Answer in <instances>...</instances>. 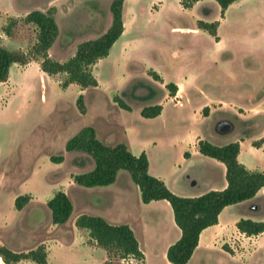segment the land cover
I'll return each instance as SVG.
<instances>
[{
  "label": "rangeland",
  "instance_id": "1",
  "mask_svg": "<svg viewBox=\"0 0 264 264\" xmlns=\"http://www.w3.org/2000/svg\"><path fill=\"white\" fill-rule=\"evenodd\" d=\"M112 1L0 0V45L29 53L37 31L35 25L24 21L26 15L33 10L54 8L59 35L49 56L64 63L75 54L80 43L96 39L109 29ZM11 19H16L17 25L12 35L7 36L2 29ZM201 20L219 21L218 42L198 27ZM123 21L126 25L123 37L113 45L110 55L92 66L98 88L82 89L74 84L63 93L61 82L67 75L50 76L36 66L17 72L19 75L13 73L14 90L0 83V241L7 239L12 249L25 251L57 234L66 239L71 232L70 221L48 233L46 211L51 213L40 203L25 207L28 216L18 215L15 198L19 195L32 192L43 200L52 189L63 188L76 203L73 218L82 209L88 214L98 213L101 199L109 204L104 209L110 210L111 202H106L111 197L110 189L94 187L85 192L77 189L80 187L73 176L90 171L95 161L85 152L66 151V143L81 128L92 126L103 143L114 146L129 139L132 150L138 153L158 128L144 121L141 110L159 102L165 104L170 114L184 112L173 128L177 137L192 128L204 132L215 127L226 129L236 141L243 138V159L249 166L264 171V148L252 146L254 140L259 143L264 137V0L237 1L223 17L214 0L199 1L190 9H184L179 0H125ZM154 71L167 82L186 79L190 105L179 107L181 97L179 101L177 97L168 101L169 91L152 77ZM81 94L85 114L77 107ZM119 99L131 110L121 108ZM207 100L217 108L209 118L187 115V108L195 112L206 106ZM218 101L223 105L219 107ZM236 108L250 113L240 114ZM52 156H63L64 161L53 162ZM122 174L132 181L126 170ZM126 187L132 208H136L137 191ZM127 211L115 210L114 218L119 221L128 216ZM137 231L146 248L148 263L164 264L162 251L156 246V234L150 230L146 235L139 227ZM253 249L252 243L247 249L242 247L244 261L245 254L250 255L247 253ZM108 256L113 264L141 263L132 258L121 259L115 252ZM78 263L66 246L57 247L52 256V264ZM254 263L264 264V258L258 256ZM20 264L35 263L25 260Z\"/></svg>",
  "mask_w": 264,
  "mask_h": 264
},
{
  "label": "trees",
  "instance_id": "2",
  "mask_svg": "<svg viewBox=\"0 0 264 264\" xmlns=\"http://www.w3.org/2000/svg\"><path fill=\"white\" fill-rule=\"evenodd\" d=\"M179 1L184 9H190L202 0ZM214 1L221 7L223 17L229 6L241 0ZM124 2L125 0L111 2L112 23L109 29L96 39L80 43L75 54L64 63L49 56V50L59 35L55 18L56 10L52 8L47 11L33 10L29 12L24 21L35 25L36 42L29 53L11 51L0 45V83L8 80L13 64L27 65L40 58L41 70L46 74L53 76L65 73L67 75L66 79L61 82L62 88H67L72 83L79 85L82 89L97 87L98 82L92 73V66L109 55L111 48L123 34L125 30ZM16 25V19H11L3 26L2 30L7 36H11ZM197 25L213 36L217 42L219 41L217 34L219 21L205 22L201 20L197 22ZM151 75L155 80L163 82L157 72L154 71ZM165 86L170 95L176 94L178 86L175 83L169 82ZM117 102L121 108L131 110V107L122 99ZM77 107L80 113H86L82 94L78 96ZM161 111V105L147 106L141 110V115L145 118H153L160 115ZM203 111L206 113L207 107H204ZM259 143L253 145L259 147ZM65 149L68 152H85L95 161L93 170L73 176L76 184L85 187L107 186L115 182L119 170H126L139 187L143 203L154 200L169 202L175 224L181 230V237L169 246L166 253L168 261L172 264L188 263L198 245L201 232L218 223L219 214L226 206L251 199L261 188H264V172L250 170L239 161V142L219 146L203 139L198 141V150L201 154L214 158L226 166L228 186L224 190H210L197 197H182L173 193L162 179L149 173V159L144 151L139 155H134L128 144L124 142L114 146L107 145L97 137L96 130L92 126L81 128L67 141ZM185 155L188 156V153ZM50 159L56 163L64 161L63 156H52ZM30 200L31 196L27 194L19 195L15 199L16 209L22 210ZM46 205L51 211L53 224L67 223L73 214L72 200L62 190L56 192ZM75 225L80 229H86L90 239L105 249L107 253L115 252L121 259L132 258L143 264L144 253L129 225H114L101 216L85 213L77 216ZM236 226L246 236H255L264 232V221L242 218ZM223 248L228 251L227 246ZM0 257L4 264H18L24 260H30L36 264H47V251L44 245H38L25 251H14L1 245ZM104 264H113V262L107 260Z\"/></svg>",
  "mask_w": 264,
  "mask_h": 264
},
{
  "label": "crops",
  "instance_id": "3",
  "mask_svg": "<svg viewBox=\"0 0 264 264\" xmlns=\"http://www.w3.org/2000/svg\"><path fill=\"white\" fill-rule=\"evenodd\" d=\"M125 32L126 29L121 37H123ZM49 55H51V49L49 51ZM40 63L41 59L34 60L27 65H20L16 63L13 64L9 71L8 80L3 83L9 85L10 88L14 90L15 83L12 81L13 73L19 75L17 72L23 73L31 66H36L40 71H42ZM161 83L166 85L169 82L163 79V82ZM173 83L178 86V90L175 95H170L168 92V95H166L168 101L174 100L176 97H181L182 105L179 107L190 105L192 100L190 97V92H188L189 88H187V80L184 79L182 81H176ZM74 84L75 83H72L67 88H63V93L68 92L74 86ZM11 93L13 92L11 91ZM10 96L7 98L6 102H8ZM207 102L208 103L205 104L206 106H204L207 107L206 113L203 111L204 107L200 106L198 107L197 111L192 113L189 108H187V115L190 114L191 118L197 117L198 119L209 118L214 113V111L217 110V108L213 107V102H209L208 100ZM218 104L219 107L223 105V103L220 101H218ZM156 105L162 106L160 115L153 118L143 117L144 121H150L151 123H154V125L158 126L157 130L155 131V135H153L152 138L144 141L138 153H135L132 150V145L129 139H127L125 142L128 144L131 152L134 155H139L143 151L147 154L149 159V173L162 179L167 187L176 195L182 197H197L210 190H224L228 186L226 179V166L222 162L205 156L199 152L198 141L201 139L207 140L219 146L226 145L231 142H239V161L243 163L248 169L253 171L257 170L250 167L247 161L243 159V138L240 141H236L228 130L218 127H215L210 132H204L200 129L192 128L187 130V132L182 136L177 137L173 128H175V123H178L177 120L180 117L179 115H183L184 112L180 111L174 115L175 113L170 114V112L166 110L164 103L159 102ZM236 109H238L240 114L241 112L243 114H247L248 112L250 113V111H246L242 108ZM126 133H128V131ZM261 139L263 140L259 143V147L258 145H253L257 140L252 142V146L257 147V149L264 148V137ZM186 153H188V156L185 155ZM158 163H166L168 166L166 168H155L154 165ZM169 164H171V166ZM93 169L94 168L91 170ZM122 171L123 170L118 171L116 180L112 184L107 186H95L111 190V197H108L110 198L108 201L106 200V202H109L110 200L111 207L109 208L110 210L104 209V207L106 205L108 207L109 204L104 203V199H101L99 203L100 206L97 211L98 213L91 215L101 216L109 223L114 225H129L134 231V234L139 242L140 249L144 253L143 264L149 263L147 259L146 248L143 246V241L139 238L137 228L139 227L143 233H146V235L148 231L152 230L154 232L153 234H156V246L162 251L161 253L165 261L164 264H172L168 261L166 253L169 246L175 243L181 237V230L175 224L174 214L169 202L166 200H154L149 203H143L141 200V192L139 187L134 182H132L133 180H129L128 176L122 174ZM76 185L80 187L76 188L80 189L82 192L87 191L85 190L87 188H94L85 187L78 184ZM126 186L134 187V189L137 191L138 198L134 204L137 209L132 208L133 205L130 203L129 197L127 196L128 191ZM47 188L49 190L51 189L50 186ZM52 190V193L47 195V197H45L43 200H39L36 194L32 192L25 193L31 196V200L26 206L32 205L34 203L46 205L47 201L51 199L56 192L60 190L66 192V190L63 188H55ZM70 198L74 206V212L76 203L72 197ZM25 207L22 210H17L18 215L19 213L27 215L25 213ZM47 208L48 207L46 205V209ZM115 210L118 212L128 210V216H123L119 221H117V219L114 218L116 215ZM46 212L48 215V223L50 224L47 231L50 233L54 229L60 227V225L53 224L52 216H49L51 214H48V210ZM82 213L88 214L85 209H82L74 218L71 216L70 220L63 224L67 225L71 221V224H69L71 227V232L67 234L66 239H63L60 234H57L53 237L41 240L37 245L30 247L29 249L35 248L38 245H44L47 251V264H52V256H54L56 248H60L62 246L68 247L69 252L73 254L75 260L77 262L79 261L80 264H104L105 261L109 260L107 251L102 247H99L94 240L90 239L89 232L86 229H80L75 225L77 216ZM163 218H165L168 224L164 222L165 220H163ZM242 218L251 219L254 221H264V188H261L251 199L226 206L219 214L218 223L204 229L201 232L198 245L187 264H256L254 262L258 256L264 258V253H262V250L264 249V246H262L264 243V232L255 236H246L244 233H241L237 229L236 224ZM2 241H0V246L5 245L9 247L7 239H5L3 242ZM250 243H252V247H254V249L252 252L247 253L250 255L246 256L244 253L246 260L244 261L242 259L243 253H241V249L242 247L247 249V245H250ZM224 246H227L228 251L223 248ZM9 248L12 249L11 247ZM12 250L19 251L16 249ZM53 259L56 258L53 257ZM0 262L1 264H4L1 257Z\"/></svg>",
  "mask_w": 264,
  "mask_h": 264
},
{
  "label": "built area",
  "instance_id": "4",
  "mask_svg": "<svg viewBox=\"0 0 264 264\" xmlns=\"http://www.w3.org/2000/svg\"><path fill=\"white\" fill-rule=\"evenodd\" d=\"M179 97L176 98V101L178 100ZM179 101V100H178Z\"/></svg>",
  "mask_w": 264,
  "mask_h": 264
}]
</instances>
